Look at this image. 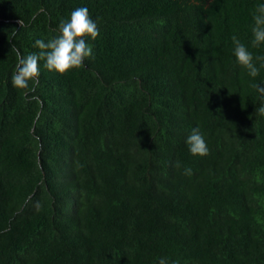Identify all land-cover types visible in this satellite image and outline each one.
<instances>
[{"label": "trees", "instance_id": "16d2710c", "mask_svg": "<svg viewBox=\"0 0 264 264\" xmlns=\"http://www.w3.org/2000/svg\"><path fill=\"white\" fill-rule=\"evenodd\" d=\"M260 3L0 0V264H264V68L249 76L231 39L264 56ZM79 7L91 57L64 74L41 59L16 88L17 50Z\"/></svg>", "mask_w": 264, "mask_h": 264}, {"label": "clouds", "instance_id": "9594fccd", "mask_svg": "<svg viewBox=\"0 0 264 264\" xmlns=\"http://www.w3.org/2000/svg\"><path fill=\"white\" fill-rule=\"evenodd\" d=\"M252 20L253 40L251 45L256 48L264 43V3L256 6L252 14ZM57 31L58 34L47 41L43 39L35 41L34 46L40 49L39 53L21 56L17 50L16 70L12 76V83L16 88L27 89L29 81L38 83L39 61L41 59L44 61V67L47 70L64 74L73 68L83 67L85 59L91 57L92 48L86 42L85 37L95 40L99 35V28L97 23L90 17L86 7L73 10L68 20L61 21ZM231 39L236 61L247 69L249 76L256 77L259 74L256 62H259L260 67L264 68V56H256L254 59L252 53L236 36ZM251 86L264 95V87L255 83ZM258 112L264 114V106H261ZM186 143L193 155L206 156L209 153L208 146L198 127L192 129ZM185 174L190 175L191 169H185ZM158 264H168V261L161 258Z\"/></svg>", "mask_w": 264, "mask_h": 264}]
</instances>
